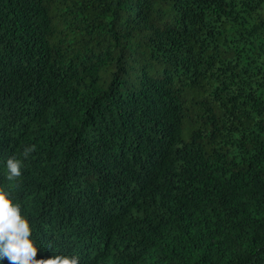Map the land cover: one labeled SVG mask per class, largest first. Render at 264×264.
Instances as JSON below:
<instances>
[{"label": "trees", "instance_id": "trees-1", "mask_svg": "<svg viewBox=\"0 0 264 264\" xmlns=\"http://www.w3.org/2000/svg\"><path fill=\"white\" fill-rule=\"evenodd\" d=\"M0 187L37 260L264 264V0H0Z\"/></svg>", "mask_w": 264, "mask_h": 264}, {"label": "clouds", "instance_id": "clouds-1", "mask_svg": "<svg viewBox=\"0 0 264 264\" xmlns=\"http://www.w3.org/2000/svg\"><path fill=\"white\" fill-rule=\"evenodd\" d=\"M35 145L25 147L24 159L34 152ZM25 167L21 159L12 156L6 161L8 181H19ZM29 220L22 215L21 204L14 200L12 192L0 187V260L8 264H80L78 256L57 254L48 259L37 260L40 250L32 238Z\"/></svg>", "mask_w": 264, "mask_h": 264}]
</instances>
